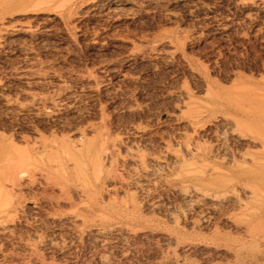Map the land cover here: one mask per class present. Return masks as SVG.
I'll return each mask as SVG.
<instances>
[{"label": "rangeland", "instance_id": "374dc122", "mask_svg": "<svg viewBox=\"0 0 264 264\" xmlns=\"http://www.w3.org/2000/svg\"><path fill=\"white\" fill-rule=\"evenodd\" d=\"M262 111L264 0H0V140L135 156L111 186L91 163L90 196L40 180L0 264H264ZM184 141L238 202L171 172ZM151 159L167 168L136 186Z\"/></svg>", "mask_w": 264, "mask_h": 264}, {"label": "bare ground", "instance_id": "6f19581e", "mask_svg": "<svg viewBox=\"0 0 264 264\" xmlns=\"http://www.w3.org/2000/svg\"><path fill=\"white\" fill-rule=\"evenodd\" d=\"M244 109H245V107H244ZM262 112H263L262 114H260V112L258 113V114H260V118H261L260 122L262 120L264 121V111H262ZM259 119H257V120H259ZM263 121H262V123L264 124ZM233 122L235 123L234 120H226V123H228V125H233ZM233 126H239V125H233ZM232 133H234V132H232ZM241 135H244V134L241 133ZM245 136L246 135H244V137L239 135L238 138H241V140L242 139L245 140V139H247ZM3 138H6V137H3ZM248 138H250V137H248ZM6 139L0 140V236H5V235L9 234V232H11V229H12L11 227L13 226V222L15 220V217H17L18 214L21 213L20 210H21L23 203L28 202L25 200L26 192H28V190H32L33 189L32 187H34L35 185H39L40 183L42 184V181H40V180H42V179L45 180L43 182V184L45 183L47 186L50 185L52 188H55L54 186H56L57 188H60L63 191L67 190L68 188L70 189V184H72L71 183L72 180H76V182L79 183V184L77 183L79 185V187L82 186L84 188V192L86 194H88V196H90V192H91L90 191V186H91L90 177L92 176V175L90 176V173H91L90 165H91V163H92V167H93V171H94L95 175H98V174L101 175L103 173L102 169H104V170L108 169V171L111 170L110 172L106 171L107 177L106 178L104 177V179H106V181L108 182V185L111 186L116 181V177H115L116 171L115 172L112 171L113 169L118 170L117 168H115L116 165H118V167L122 166V167H125L127 169V166H132V164L134 162V158H135L134 154H132L134 150L131 151L130 148L126 147L122 143H120V144L119 143L118 144H109L107 142L108 144H106V141H105V143L102 144V146L98 150L96 149L97 151L94 149L95 152H94V154H92L91 145L89 144V142H88V145H86L84 143H76L73 146H69V144L66 143V146L64 145L61 147H54V146L51 147V144H50V145H47V146H50L49 148H46L47 146L44 147V145H43V148H39V146L38 147L36 146L37 147V149H36V148H34L35 147L34 146L33 149H31L32 147L31 148H28V147L23 148L19 145L14 144V142H10V140L7 141L8 139L7 140ZM11 141H12V139H11ZM186 143L187 142H185L183 144V152L185 151V153L182 152V154H181L179 152L178 153L174 152V153L170 154L171 159H173L172 163L174 164L173 168L171 169V172H173L174 170L177 172L180 171V173L183 172L186 175H190V176L200 178L202 180V183L206 186H210V187H213V188H216L219 190L224 189V190H226L225 192L229 191V193H231L232 196L234 195L233 197L236 198L237 199L236 201L238 202L239 198H238V195L235 194L236 191L234 194H232L234 192V190L233 191L227 190V188H229V187H227V186H229L227 183L228 181L226 182L225 180L222 179V181H225V182H222V181H220L221 179L218 180L215 178V175H217L216 173L218 172L217 171L218 167L215 168L214 166L212 167L210 165H207L208 167L206 166V168H204V169L199 167L202 170H200L198 168L199 165H197V164H200V163L205 164V162H204L205 159H203L204 156L201 155V157L198 158V156L200 154L199 149L201 148V146L198 149L197 147H195L196 144H193V142H191V144L193 146L188 145L189 143H187V144ZM52 145H55V144H52ZM57 146H58V144H57ZM121 151H123L125 154H127V156H123ZM203 151H207V150H203ZM203 151H202V154H203ZM208 152H210V151H208ZM208 152H206V153L208 154ZM91 154H92V156H91ZM128 154L131 156L128 157L129 156ZM207 154L205 155V157L208 156ZM209 155H210V153H209ZM217 156H218V154H217ZM140 157H141V155H140ZM162 160H165V159H162ZM162 160L161 159H155V160L151 159V161L149 163L148 162L147 163H145V162L141 163L140 167H138L139 169L133 171L134 176L136 175V177H137L135 179V181L133 182V184H135L136 186H139L140 183L143 181L144 182L150 181L151 178H153L154 176H156L159 173L160 169L164 168L167 165L165 163L166 165L163 167L164 164L162 165V163H163ZM213 161H215V160H213ZM234 161H235V159H234ZM165 162H167V161H165ZM231 162L233 163V161H231ZM138 163H137V165H138ZM206 164H209V163H206ZM233 164H235V162ZM232 165H230V166H232ZM169 167L171 168V166H168V169H169ZM166 168H167V166H166ZM246 168L247 167H245V169ZM133 169H135V168H133ZM218 170L220 171L221 169H218ZM101 171H102V173H101ZM131 171H132V169L130 170V172ZM131 173H130V175H131ZM177 175H179V174L177 173ZM57 177H60V179L61 178L63 179V181H64L63 184L57 183L59 181ZM216 177L218 178V176H216ZM99 178H101V176L96 177V179H99ZM219 178H220V176H219ZM98 183H101V182L99 181ZM74 184H76V183H74ZM95 184H96V182H95ZM234 189H235V187H234ZM70 190H72V189H70ZM248 190L250 191V189H248ZM257 192H259V191H257ZM195 193H196V191H195ZM198 193H199V196H202V197H205V195H207V193H205V192H204L205 193V195H204L203 191H202V193L201 192H198ZM68 194L66 196H68ZM248 194H249V192H248ZM8 195L13 196V198H15V200L12 201L11 200L12 197H9L11 200L10 203H8V202L5 203L4 200L8 199L7 198ZM82 195L83 194H81L80 196H82ZM211 196H210V198H211ZM186 197L188 198V196H186ZM212 197L214 198V196H212ZM86 198H87V196H86ZM89 198H91V197H89ZM3 201L5 204L3 203ZM239 203H241V201ZM25 204H24V207L26 206ZM243 206H245V208L250 209L246 205H243ZM260 206H261V204H260ZM257 211H259V210H257ZM89 212H90V209H89ZM248 212H251V211L249 210ZM255 215H258V214H255ZM258 216H260V214ZM261 216H262V213H261ZM250 218H251V216H250ZM28 249H30V248H28Z\"/></svg>", "mask_w": 264, "mask_h": 264}]
</instances>
